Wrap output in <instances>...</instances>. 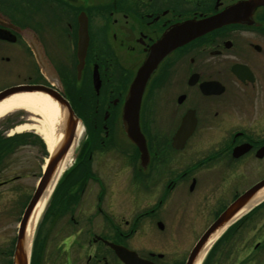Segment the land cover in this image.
Instances as JSON below:
<instances>
[{
	"label": "flooded vegetation",
	"instance_id": "flooded-vegetation-1",
	"mask_svg": "<svg viewBox=\"0 0 264 264\" xmlns=\"http://www.w3.org/2000/svg\"><path fill=\"white\" fill-rule=\"evenodd\" d=\"M209 19L217 26L166 52L144 86L142 157L122 121L136 73L155 46ZM22 86L59 94L76 118V190L50 197L29 264L60 259V245L70 264H185L220 213L264 179V0H0V92ZM112 179L161 182V196L132 218L113 217L100 201L82 212L85 182L99 186L95 198L124 193L105 185ZM18 194L0 193V224L18 211L19 227L33 193ZM71 226L82 231L61 241ZM16 238L0 241V264H12ZM201 264H264V202L221 233Z\"/></svg>",
	"mask_w": 264,
	"mask_h": 264
},
{
	"label": "water",
	"instance_id": "water-1",
	"mask_svg": "<svg viewBox=\"0 0 264 264\" xmlns=\"http://www.w3.org/2000/svg\"><path fill=\"white\" fill-rule=\"evenodd\" d=\"M258 5V3L253 2L251 4H248L247 8L249 9V11H252ZM187 24H185V27H183L180 34L178 32H175V34H173L175 36H173L170 41L166 40L165 43L161 42L160 44L155 46V49L149 54L144 64L137 71L136 76L130 86L128 96L125 100L122 113L124 131L128 140L141 150L142 157L143 153L144 155L146 154L144 139L138 126V114L140 109L142 92L148 78L156 68V65L158 64L160 58H162V56H164L166 52L170 51L176 46H180L184 42H189L190 40L196 38L199 33L201 36L205 32L212 30L213 28H215V26H217L215 19H209L204 22H201L200 31H198V28H196L195 26L192 27L191 24ZM85 47L86 30L84 25H81L78 40V57L80 61L84 56ZM33 93L45 95L57 105L62 119V138L60 139L58 145L49 153L48 161L45 164L43 173L22 215L18 227L12 264H29L30 243L28 245V239L26 238L28 222L34 212L37 203L39 202L47 187L49 186L50 182L56 175L58 170L57 168L60 162L65 157L67 152L72 149L76 144V118L74 117V114L68 102L63 99L59 94H56L55 92H51L50 90L39 86H22L6 89L0 92V103L15 95ZM190 133L191 130L188 132L179 131L176 136V141H178V139H180L181 137L186 139L190 135ZM262 189H264V179L256 183L254 186H252L250 189H248L246 192L236 198L219 215L215 222L203 233V235L200 237V239L192 249L185 264H195L199 254L206 247L210 237L214 235L218 230H221L226 225H228V223L232 221L245 207L251 205L252 200H254L255 196ZM262 201L256 203L253 207L257 206ZM112 248L115 250V253L119 257L123 258L125 252L127 253V251L123 248L116 246H112ZM124 262L125 264L139 263L138 260H136V262H133L129 259H124Z\"/></svg>",
	"mask_w": 264,
	"mask_h": 264
},
{
	"label": "rangeland",
	"instance_id": "rangeland-1",
	"mask_svg": "<svg viewBox=\"0 0 264 264\" xmlns=\"http://www.w3.org/2000/svg\"><path fill=\"white\" fill-rule=\"evenodd\" d=\"M31 118L32 115L22 110H16L14 112H11L10 114L0 119V135L6 139L10 137H14L19 134L20 135L31 134L33 136H37L38 134L34 129L21 130V131L16 130L18 127L23 125H29L30 127L37 125L34 121H32ZM25 144L26 145L18 146L13 151V153L3 156L1 160L2 162L0 165L1 168L0 182L7 180L10 181L8 182L7 185L0 188V193H8V195L12 197V200L14 199L13 194L16 195V198L20 199L21 197L19 196L20 194L18 193H33L35 191L37 183L42 174L43 166L45 164L44 161L45 157L38 142L35 139H25ZM73 165H74V156L72 154L70 164L68 168L65 169L63 173L59 176L53 192L56 190V188L61 183L63 178H65L64 175L65 174L67 175L73 169L74 167ZM112 180H110L111 183L109 181L106 183L105 181V185L110 189L113 188V190H116L120 187L124 191V193H105V195L103 196L98 195L95 198L97 191H99L98 189L99 186L95 183H92L91 181L85 182L83 189L84 190L83 201L79 205V206L83 205L82 212H86V210L88 211L92 210V208L97 204V202L100 201L104 211H106L113 217H116L117 212L121 210V212L127 215L128 218H132L135 213L141 211L143 207L146 206L147 202L150 204H154L155 201L161 196L160 193L162 189V186H160L161 182H159L155 187L150 188V187H145L143 183L133 186L131 184L128 185V183L124 182L121 179H112ZM212 192L213 190L210 193ZM194 193L197 192L195 191ZM215 193H218V191L216 190ZM219 195L221 198H223L225 194L219 193ZM11 197H9V199H11ZM111 197L115 201H117V204L119 202L120 204H118V206L113 207L110 204ZM203 219H204L203 217L202 218L200 217V233L203 230H205V227L207 226L205 225L204 227L201 228L202 226L201 222L204 221ZM18 220H19L18 211L17 212L14 211L12 213V218L8 224H4V223L0 224V241L5 242L10 238L13 237L15 238L17 234L16 231L18 229L17 228ZM67 220H68V216H66V219L64 221ZM67 223L69 222L67 221L66 224ZM74 231L80 232L82 230L80 229L77 230L72 226L71 228L61 230L60 233L61 241L63 237H66L67 241L68 239L70 240V237L72 236V233ZM35 235L36 233L34 232V237ZM67 248L68 245L65 247V249L63 248V246L60 245L59 247L60 259L55 260L54 262L51 261L53 260L52 258H49L50 260L47 261L48 255L46 254L44 258V264H70V260L68 259V256H65L66 250L68 253H70L69 252L70 247L68 249ZM34 264H36V262H34ZM79 264H86L85 258Z\"/></svg>",
	"mask_w": 264,
	"mask_h": 264
},
{
	"label": "bare ground",
	"instance_id": "bare-ground-1",
	"mask_svg": "<svg viewBox=\"0 0 264 264\" xmlns=\"http://www.w3.org/2000/svg\"><path fill=\"white\" fill-rule=\"evenodd\" d=\"M16 110H22L32 115L31 118L32 121H34L37 124L31 127L29 125L20 126L16 129L17 131L34 129L36 133L43 139L47 151L53 150L58 145L60 139L62 138V132H61L62 119L59 109L54 102H52L45 95L39 93L15 95L0 103V119H2L6 115ZM73 149L74 147L67 152L65 157L60 162L57 168L58 170L56 175L50 182L49 186L47 187L46 191L44 192L43 196L41 197V199L39 200V202L37 203L34 209V212L28 222V226L26 230V238L28 239V245L29 243H31L35 226L45 206L47 205L48 199L50 198L54 190V187L56 185L59 176L63 173L65 169L68 168L70 164L71 155L73 154ZM263 199H264V189L259 191L258 194L255 196L254 200H252L251 205L245 207L232 221L228 223V225L236 221L239 217L245 214L251 207H253L256 203L262 201ZM228 225H226L223 229L218 230L214 235L210 237L206 247L199 254L195 264L202 263L208 249L211 247L213 242L217 239L218 236H220V234L225 230V228Z\"/></svg>",
	"mask_w": 264,
	"mask_h": 264
},
{
	"label": "trees",
	"instance_id": "trees-1",
	"mask_svg": "<svg viewBox=\"0 0 264 264\" xmlns=\"http://www.w3.org/2000/svg\"><path fill=\"white\" fill-rule=\"evenodd\" d=\"M25 139H35L38 142L39 146L41 147L44 157L45 158L47 157L45 145L43 144L42 140L39 137L33 136L31 134H23V135H16L8 139L0 135V159H2L3 156L13 153V151L18 146L26 145ZM64 177L65 178H63L61 183L56 188L52 200L55 198V193H71L73 192V190H76L73 177H71L69 173L67 175L65 174Z\"/></svg>",
	"mask_w": 264,
	"mask_h": 264
}]
</instances>
